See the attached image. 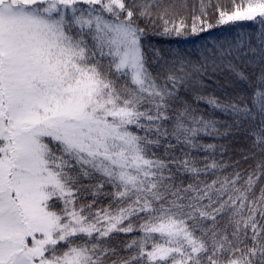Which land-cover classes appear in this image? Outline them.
Listing matches in <instances>:
<instances>
[{
	"label": "snow or ice",
	"instance_id": "snow-or-ice-1",
	"mask_svg": "<svg viewBox=\"0 0 264 264\" xmlns=\"http://www.w3.org/2000/svg\"><path fill=\"white\" fill-rule=\"evenodd\" d=\"M210 7L0 0V264H264V30L146 42L264 28V0Z\"/></svg>",
	"mask_w": 264,
	"mask_h": 264
},
{
	"label": "trees",
	"instance_id": "trees-1",
	"mask_svg": "<svg viewBox=\"0 0 264 264\" xmlns=\"http://www.w3.org/2000/svg\"><path fill=\"white\" fill-rule=\"evenodd\" d=\"M188 4V8L186 11H182L180 14L185 17L186 23L191 24L193 14H199V0H185ZM219 2L222 5L231 8V0H211L212 7L209 8V14L211 19H215V8L214 5ZM264 30L262 28L259 18L255 21H236L231 22L227 25H222L216 28L211 29L208 32L201 33L199 36H188L186 38H160L155 35L149 37L148 43L158 45L160 47L165 48H183L194 55L198 52L203 51V46L208 45L212 46L214 44L220 42H235L238 40H247L249 37H258L261 31ZM226 77H221V84L224 83ZM215 90V94L221 98H223L224 93L232 94L234 89L232 87H225L223 89L212 85V88L209 91ZM200 107L202 109H206L207 106L201 104ZM211 142V141H208ZM234 160H240L238 155L233 157ZM252 163V161H248L245 163L241 161V167L247 168L248 164ZM231 171V169H228ZM109 203L108 199H102L101 202L96 207H104ZM140 233H132V234H123V233H114L110 238V243L113 246H116L120 251L121 255H127V250L121 247L122 243L132 236H138Z\"/></svg>",
	"mask_w": 264,
	"mask_h": 264
}]
</instances>
